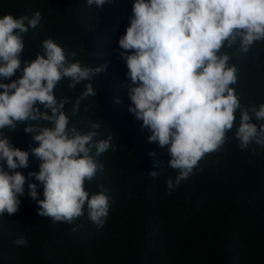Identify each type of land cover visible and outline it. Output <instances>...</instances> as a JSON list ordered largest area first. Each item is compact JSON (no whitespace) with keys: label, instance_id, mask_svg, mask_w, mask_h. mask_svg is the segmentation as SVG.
<instances>
[{"label":"trees","instance_id":"16d2710c","mask_svg":"<svg viewBox=\"0 0 264 264\" xmlns=\"http://www.w3.org/2000/svg\"><path fill=\"white\" fill-rule=\"evenodd\" d=\"M134 2L112 0L98 9L89 7L87 0H0V17L41 14L37 27L21 34V68L9 79L0 77V83L19 79L25 62L42 55L48 39L63 48L68 64L107 66L74 89L68 87V78L60 80L54 95L69 101L64 108L69 127L81 134L98 133L88 147L103 170L84 186L89 197L103 189L110 198L103 226L89 219L86 205L84 215L72 223L39 215L37 200L28 195V185L36 183L38 199H44L43 184L28 176L39 171L41 161L32 152L39 142L33 139L36 133L24 129L41 122L19 123L15 131L3 129L15 147L29 152V164L15 170L27 177L19 211L0 215V264H264V145L253 141L240 149L235 135L239 110L227 142L206 154L169 194L167 181H175L178 170L168 167V146L149 142L151 133L129 111L131 81L119 39L130 26ZM224 53L231 57L229 66L238 70L232 87L241 107L249 110L251 122L264 125L251 111L264 104V40L247 52L238 43L225 46ZM88 84L97 94L82 99L73 115L71 109ZM110 135L114 150L97 156L95 145ZM18 238L27 245L15 244Z\"/></svg>","mask_w":264,"mask_h":264},{"label":"clouds","instance_id":"9594fccd","mask_svg":"<svg viewBox=\"0 0 264 264\" xmlns=\"http://www.w3.org/2000/svg\"><path fill=\"white\" fill-rule=\"evenodd\" d=\"M111 2L87 0V5L100 9ZM40 20V12L32 18L11 14L0 17V77L9 79L21 68V34L29 27L36 28ZM261 40L264 0H135L130 26L119 39L131 81L129 111L151 133L149 142H158L161 148L168 146V167L178 170L175 181H167L169 194L190 177L206 154L218 151L227 142L237 110L241 118L235 135L240 149L253 141L264 145V125L251 122L249 110L241 107L232 87L238 81V70L235 65L229 66L228 54H221L225 46L231 48L237 43L247 52ZM106 67L68 64L63 48L48 39L43 42V54L25 62L19 79L0 83L4 90L0 93V215L19 211L27 177L15 170L29 164V152L15 147L2 130L15 131L19 123L39 121L37 126L24 129L36 133L33 139L39 142L32 149L41 161L39 171L28 174L44 187V199H38L37 184L28 185V195L38 202V214L54 222L72 223L84 215L86 205L89 219L103 226L110 198L103 189L89 197L84 186L86 180L91 181L98 170H103L88 147L98 133L81 134L75 126L69 127L70 118L64 111L69 101H58L54 89L64 78L74 89ZM96 94L88 84L75 101L72 114L79 111L82 99ZM251 111L257 120L264 121V104ZM93 128H99V124H93ZM111 141V135L100 140L95 145L96 155L114 150ZM150 174L157 175L155 171ZM14 243L26 246L28 242L18 238Z\"/></svg>","mask_w":264,"mask_h":264}]
</instances>
